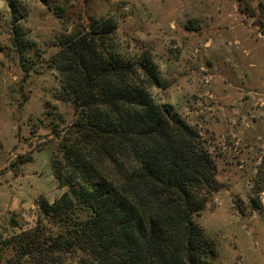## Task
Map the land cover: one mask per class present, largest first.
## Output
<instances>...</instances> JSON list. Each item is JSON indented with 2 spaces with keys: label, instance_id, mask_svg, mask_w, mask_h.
<instances>
[{
  "label": "rangeland",
  "instance_id": "374dc122",
  "mask_svg": "<svg viewBox=\"0 0 264 264\" xmlns=\"http://www.w3.org/2000/svg\"><path fill=\"white\" fill-rule=\"evenodd\" d=\"M101 19L115 24L121 54L155 66L160 85L146 91L213 159L218 189L195 218L215 243L209 263L264 264V0H0V241L34 227L41 201L68 191L53 166L75 115L49 58ZM0 247V264H13Z\"/></svg>",
  "mask_w": 264,
  "mask_h": 264
},
{
  "label": "trees",
  "instance_id": "16d2710c",
  "mask_svg": "<svg viewBox=\"0 0 264 264\" xmlns=\"http://www.w3.org/2000/svg\"><path fill=\"white\" fill-rule=\"evenodd\" d=\"M114 29L90 23L49 58L75 115L53 166L68 191L41 201L34 227L0 241L13 264H210L216 254L195 221L218 189L213 159L192 126L153 102L155 66L121 54ZM17 35L27 72L29 45Z\"/></svg>",
  "mask_w": 264,
  "mask_h": 264
}]
</instances>
